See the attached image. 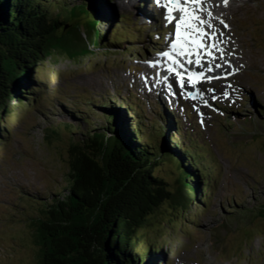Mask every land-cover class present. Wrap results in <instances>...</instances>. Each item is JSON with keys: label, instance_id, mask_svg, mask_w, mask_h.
<instances>
[{"label": "rangeland", "instance_id": "rangeland-1", "mask_svg": "<svg viewBox=\"0 0 264 264\" xmlns=\"http://www.w3.org/2000/svg\"><path fill=\"white\" fill-rule=\"evenodd\" d=\"M63 1L67 3L66 5L75 4L74 0ZM241 1L249 3L248 7L233 11L230 20L237 18L234 27L238 34L234 31L233 33L245 54L240 51L248 60L244 59L245 62L241 64L242 70L240 68L235 71L237 77L225 81L226 97H213L211 102H204L207 112L199 116L195 107L182 103L178 98H170L169 94L165 95L164 86L161 90L164 92L163 104L181 118L187 133L197 132L200 142H207L210 145L222 166L219 190L217 189L218 191L209 199L206 207L202 206L201 202L195 203L183 217L180 212L176 214L175 211H171V204H166L155 213L150 219L151 224L149 223L150 225L142 231L146 235L141 234V240L147 236L148 243L151 241L163 243L167 238L170 239L171 245L177 247L171 264H264V213L254 211L257 210L254 208L258 203L264 201V122L261 124L262 118L254 116L255 123L231 129L224 119L233 117L230 112H235L239 108L243 95L250 98L251 104L256 102V94L250 89L253 82L257 83L256 89L264 90V0ZM119 3H123L124 6L125 0H118L117 5L105 3V11L100 16L97 26L102 31V37H115L117 45L109 44V48L88 45L86 50L80 36L72 34V40L80 56L73 59L67 56L37 63L36 70L42 75V79L35 83L36 88L49 84L48 91H39L45 96L38 105L47 111V116L37 117L35 110L20 109L15 107V101L11 102V110L17 112L21 122L17 124L13 119L12 123H8L12 137L9 138L7 148L0 150V264H41L34 235L35 227L30 221L31 217L35 218L40 213V205L27 201L21 193L52 198L60 192L62 186L67 183L69 147L73 141H78L82 137L81 134L88 131L86 127L79 126L78 118L70 115V111L61 104V99L69 96L73 100H80L82 104L94 103L95 109H92L90 117L95 125L104 127L105 113L102 115L98 104L109 89L115 87L126 95L131 89L135 96L143 97L144 86L135 84L139 82L141 85L143 73L135 69L130 72L129 68L138 66L137 60L141 56H146L143 48L149 46L150 42L147 40L144 43H124L123 38L128 35H125L123 30H134L136 25H128L131 19L125 23L121 22L118 27L116 22L113 23L119 12L126 10V6L122 8ZM148 5L150 2L145 1L146 12ZM153 10L156 12L155 8ZM85 21L83 19L81 22V31L84 30L82 24L88 23ZM87 31L90 37L87 39L92 44L94 34ZM148 32L149 29L145 32V37ZM138 49L142 51L141 54L137 53ZM254 62L259 68L252 66ZM31 71L30 81L35 80L34 73L37 72L34 67ZM253 76L255 81L251 79ZM236 85L239 86L234 94L227 92ZM28 87L30 88V84ZM174 90L177 92V88ZM213 90L220 96L217 88ZM154 92L158 93L157 90ZM192 99L202 101V96ZM72 102L70 100V103ZM140 104L142 107L145 104L146 109L147 127L144 128L143 136L146 141H150V136H153L152 130L156 132L157 138H154L153 143L157 149L159 144L167 141V135L164 134L165 137L158 129L154 130L157 124L152 123L153 120L156 121L154 113L160 105L156 98L143 99ZM195 106L200 108L196 104ZM187 108L191 111L190 118L185 116ZM244 108L242 106V111L245 112ZM87 109L89 108L83 105L80 111L88 112ZM74 110L77 112L76 107ZM67 124H71L72 127ZM43 135L46 136L44 140ZM155 168L156 174L171 183L172 189L178 187L176 182L178 174L174 171L173 164ZM227 202L234 205L241 202L242 206L230 203L229 208L241 209L245 206L250 213L243 214L240 219L234 216L226 229L219 228L217 232L221 238L225 237V242L220 240L221 243L218 244L216 243L218 239L211 236L209 229L228 218L227 210L230 209H227ZM222 205L226 209H221ZM169 219L170 222L174 221L173 227L176 231L175 228H170ZM187 223H192L193 227L186 226ZM180 224H183L182 227L185 226V229L181 227L178 230ZM188 227L189 229H186ZM184 231H191L192 235ZM245 238L249 240L248 246H243L240 255H235V250L241 246L239 243Z\"/></svg>", "mask_w": 264, "mask_h": 264}, {"label": "trees", "instance_id": "trees-1", "mask_svg": "<svg viewBox=\"0 0 264 264\" xmlns=\"http://www.w3.org/2000/svg\"><path fill=\"white\" fill-rule=\"evenodd\" d=\"M59 2L0 0L1 148L9 145L8 117L21 122L11 110L12 101L20 109L35 110L37 117L47 115L38 106L41 96L33 90L36 80L30 81L37 63L80 56L72 34L80 36L86 50L89 44L116 45L110 37H102L90 19L88 0H74L73 6ZM83 19L88 23L82 24L81 31ZM87 30L94 34L92 44ZM79 114L84 119L80 127L88 131L69 147L67 183L62 190L52 198L21 193L27 201L40 205L38 216L30 218L40 263L145 264L150 251L147 236L141 240L140 235H146L142 231L151 224L150 219L166 204L175 213L187 212L200 197L196 192L197 158L194 156L192 167L178 158L171 161L170 147L160 145L156 150L139 136V126L133 132L127 120L119 123L109 117L101 127L87 114ZM171 163L178 174L175 189L155 168ZM211 170L214 174V167ZM260 210L264 213V205Z\"/></svg>", "mask_w": 264, "mask_h": 264}, {"label": "snow or ice", "instance_id": "snow-or-ice-1", "mask_svg": "<svg viewBox=\"0 0 264 264\" xmlns=\"http://www.w3.org/2000/svg\"><path fill=\"white\" fill-rule=\"evenodd\" d=\"M158 6H163L166 9L165 19L169 24L174 25V40L171 43V52L165 51L161 53L162 56L166 57L170 62L168 71L174 73L176 76L180 77L179 84L183 88L185 86V80L183 75L176 70L174 65L178 64L179 61L173 55L174 53L180 56L192 57L195 55L196 59H188L189 64L195 63L203 67L200 58V51L207 49L208 45L204 43L206 37H211L212 47L218 48L219 43L217 42V34L215 31L208 32L205 28L200 27V25H206L212 27L208 24L207 21L203 20L202 17L198 14V11L202 9H196L192 7H187L186 5H201L203 0H155ZM229 0H224L225 5H227ZM182 13L183 15L177 18L175 13ZM221 24H224V27H229L223 20L220 21ZM222 35V33L220 34ZM222 43V42H221ZM221 53L224 52L223 48H219ZM207 55L211 56L212 52H208ZM155 67V65H153ZM183 68V65H180ZM212 68H209L208 71H212ZM203 72H193L188 76V81L192 83V86L195 87L196 83L204 77ZM170 87V86H169ZM192 98H195V95L190 94Z\"/></svg>", "mask_w": 264, "mask_h": 264}, {"label": "bare ground", "instance_id": "bare-ground-1", "mask_svg": "<svg viewBox=\"0 0 264 264\" xmlns=\"http://www.w3.org/2000/svg\"><path fill=\"white\" fill-rule=\"evenodd\" d=\"M131 1H132L131 5L134 6L136 5V3L134 2L138 0H131ZM151 4L153 6L152 2ZM248 4L249 3H243L241 0H229L227 5H225L224 1L222 3H219V0H204L201 5L192 7L198 10L202 9V11H198V14L202 17L203 20L207 21L208 24L212 26V27H208L206 25H200V27L205 28L208 32L215 31L217 34V42L219 43V47L218 48L211 47L210 52H212V55L209 56V58H210V61L213 63V66L220 64L219 67H221V72L225 70V67H223V64H222L223 60H227L232 63H235L237 61H242L247 58L240 50L235 49L236 46H239V40L233 33L232 25L229 24L228 25L229 27L225 28L220 23V21L223 20L224 23H228L230 20V17L233 14V11L247 8ZM120 5L122 6V8H124L125 3H124V6H123V3ZM162 10L164 11L165 9H162ZM164 13L162 14L161 12L163 17H164ZM175 15L177 17H180L183 14L178 15L177 13H175ZM163 17H162V20H163ZM231 22L232 20H230V23ZM221 33L222 35H220ZM206 41H210L208 37L205 38L204 43H206ZM219 48H223L224 52L221 53L219 51ZM216 76H217L216 74L211 75L210 79H208L206 82L203 81L202 83L200 82L196 83L195 87H193L192 84L185 83L184 89L185 90L195 89L197 91H201L206 84H209V85L213 84L215 82L214 78ZM172 85H173L172 87L176 89L175 84H172ZM162 87L163 86L161 85L160 89L159 88L157 89L158 94H161ZM196 105L200 106L199 103H196ZM139 107L143 108L141 104H139Z\"/></svg>", "mask_w": 264, "mask_h": 264}, {"label": "water", "instance_id": "water-1", "mask_svg": "<svg viewBox=\"0 0 264 264\" xmlns=\"http://www.w3.org/2000/svg\"><path fill=\"white\" fill-rule=\"evenodd\" d=\"M86 10L89 14L90 19L94 21L97 27L100 19V10L94 5H88Z\"/></svg>", "mask_w": 264, "mask_h": 264}]
</instances>
